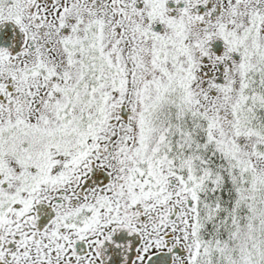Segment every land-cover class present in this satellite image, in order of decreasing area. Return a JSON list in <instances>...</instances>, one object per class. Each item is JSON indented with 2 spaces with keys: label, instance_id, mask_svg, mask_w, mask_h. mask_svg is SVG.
<instances>
[{
  "label": "snow or ice",
  "instance_id": "obj_1",
  "mask_svg": "<svg viewBox=\"0 0 264 264\" xmlns=\"http://www.w3.org/2000/svg\"><path fill=\"white\" fill-rule=\"evenodd\" d=\"M0 264H264V0H0Z\"/></svg>",
  "mask_w": 264,
  "mask_h": 264
}]
</instances>
